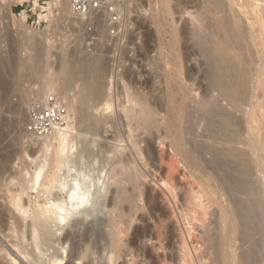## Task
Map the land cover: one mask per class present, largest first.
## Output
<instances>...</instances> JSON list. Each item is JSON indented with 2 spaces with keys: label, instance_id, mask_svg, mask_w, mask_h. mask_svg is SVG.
<instances>
[{
  "label": "bare ground",
  "instance_id": "1",
  "mask_svg": "<svg viewBox=\"0 0 264 264\" xmlns=\"http://www.w3.org/2000/svg\"><path fill=\"white\" fill-rule=\"evenodd\" d=\"M1 8L20 22L29 40L44 33L29 27L25 14L20 18L13 15L5 0H0ZM48 8L49 15L58 9L72 22L90 19L73 17L67 0H51ZM161 11L166 18L179 16V22L173 21V103L170 106L167 100L169 94L162 102L152 101L139 90L130 92L132 89L126 87L132 105L124 107L122 118L127 123L124 141L129 143L130 156L126 153L127 157L119 158L113 168L109 163L110 172L106 164L95 170L96 150L93 152L94 146L86 143L90 131L87 135L80 133L111 114L113 107L104 98L102 116L87 114L89 110L96 112L89 104L104 90L105 63L85 58L66 67L67 83L75 70L82 74L79 99L68 92L61 98V92L54 91L52 76L42 80L41 89L34 94L38 105L46 102L48 94L57 97L64 103L70 123L66 130L46 138L29 135L30 143L43 142L36 159L40 163H36L38 167L26 185L24 181L12 195L10 192L6 203L0 201V208L12 207L19 215L8 209L12 216L8 211L1 213L0 232L14 250L6 248L7 243L5 247L1 244L0 264H68L67 249L61 244L71 235L59 243L53 239L68 226L84 227L83 220L76 218L78 213L94 220L92 229L83 228V243L71 245L74 248L70 257L75 264H264V0H176L175 7L171 0H161ZM7 65L0 68L3 102L14 85L9 78L17 73L18 62L13 60ZM29 72L38 76L40 67L35 64ZM79 104L87 106L88 111L83 110L86 114L79 112ZM80 117L83 122L78 121ZM6 122L0 119V143L10 133H6ZM10 126L18 127L15 122ZM157 141L159 150L154 147ZM127 146L118 152L119 147H115L114 152L121 153ZM3 155L0 175L13 163L10 152ZM181 161L205 176V182H196L182 172ZM149 166L157 174L161 172V177L152 179L156 183L153 192L147 187L150 178L144 170ZM49 168L53 170L47 178L49 187L41 191L47 194V203L32 209L23 202V196L37 191L44 169ZM111 185H116L112 197L108 193ZM54 192L65 193L68 200L51 201L49 196ZM219 198L225 203L220 207L221 232L212 228L211 221L212 207ZM103 206L109 207L107 220L98 214ZM185 224L189 225L186 233ZM172 237L179 242L178 260L169 254L167 240Z\"/></svg>",
  "mask_w": 264,
  "mask_h": 264
},
{
  "label": "rangeland",
  "instance_id": "2",
  "mask_svg": "<svg viewBox=\"0 0 264 264\" xmlns=\"http://www.w3.org/2000/svg\"><path fill=\"white\" fill-rule=\"evenodd\" d=\"M113 1L115 2L120 12L121 18L118 24L115 25L112 24L110 21L111 18L107 13L98 14V16L95 15L87 16L86 17L87 19L90 18L87 20L88 22L86 20L85 21L83 20L84 22L77 21L78 22L77 23L76 21H74L75 22L74 23L66 18L65 12H61L60 10L56 9L54 10V13L50 14L49 18L47 17V19L45 20L46 22L43 23L42 26L37 27L36 25H32L31 23H29L28 26L31 27L32 29L39 28L41 31L44 30L42 36L39 35L38 38L33 41L29 40L27 38L29 36L27 35L25 36V33L22 32L24 30H22V27H19V25H21L20 22L14 20V18L10 14H7L5 9L4 10L3 8L0 9V68L4 66H9L7 64L8 63L10 64V62L11 61L13 62V60H17L18 62L17 73L15 74L14 77L9 78V80H11L14 83V85L10 88L8 96H6L7 99L5 98L6 101L4 102H3V95L0 90V119L5 120V122L7 121L6 123L7 125H9V127L7 128L8 130H6V133L8 131L10 132L7 133L9 134L7 137L5 136L6 139L4 138L2 139L3 143L4 141L6 142L4 144L0 143L3 144L1 145L2 147L0 146L2 148V149L0 148V157L1 154L4 155L6 154L5 156H8L9 152L10 154L13 155V158L11 160V162L13 161V163L12 164L10 163V165H7L6 167L9 170L4 169L6 173L5 171H3L2 174L0 175V177L2 175L4 177V178L1 177L0 179L1 202L6 203V200L8 201L9 198L11 197L9 196V193L11 192L12 195L15 192V190L20 188V186L24 181L25 182L23 184L26 185L27 184L26 181L28 182L30 177L33 176V174L35 173L34 171H36L34 169H36V167H38L37 164L40 163V161L39 160L36 161V159L41 155L40 149L41 146H43L42 145L43 142L40 141L39 144L30 143L29 133L27 131V124H28L29 109L38 105V101H36L34 94L37 93L39 89H41L43 85V81L46 79L47 76H48L47 78L52 76L51 79L53 80L55 79L56 87H54V91L57 93L61 92V94H59L61 98L64 96L63 95L65 94L64 92H68L70 96L79 99L81 97L80 96L82 91L81 87H83L82 74L79 71L75 70L74 73L72 74L73 79L67 83L68 80L66 79L65 76V72H66L65 70H67L66 67L69 68V66H71L77 60L80 59L82 60L85 58L86 60L95 59L105 63L107 71L104 77L105 81L103 80L104 82L101 85V89L104 88L105 91L104 90H102V92L100 91L101 93L98 94V97L97 96H96L97 98L94 97L97 100L92 99V103L90 102L91 104H89L90 106L95 107L96 112L95 110L88 111L87 106L86 107L83 106L84 108H82L80 104L77 105L79 112L83 113V110L85 112L88 111L90 112V114L87 113L88 115L91 116L92 114L93 117H97V118L102 116L100 113L104 102L108 101V103L113 107L110 112L111 114H108L109 116L107 117L109 120L112 119V121L108 120L109 123H106L107 122L106 121L107 118H106L104 119V122L102 121L100 124H97L98 127L95 123H93L90 124V126L87 128L88 130L86 128L85 129L83 128L80 131V133L83 135H87L88 132L90 131V133L87 135L88 140L86 141V143H88L91 146L92 145L94 146L92 147L94 148L93 152L96 150V152H94L96 154L95 155L96 161H94L95 170H98L97 168L101 169V167L105 166L106 164V171L110 172L111 168L116 166V162L117 160H119V158L122 157L125 158L127 154H128L127 156H130L128 150L129 146H127L129 145V143L127 140L124 141V139H126L125 131L127 130V123H126V119L122 118L124 117L122 115L123 114L122 110L124 109V107L128 105H132V101L128 100V95H127L128 93L126 94L127 92L126 87L128 91L132 89V91L130 92H136V90H139V92L137 91L138 93L141 94L143 93L144 95H146V97H148L152 101L157 100L159 102H162V100H164L163 96L169 94V96H167V100L169 99L170 106L172 105L173 103L172 96L174 95L175 91L174 88L171 86L173 83V79L171 77L175 75V67H176L174 60V52H173V41H174L173 23L174 22L176 23L177 21L179 22V20H177L179 16L174 15L173 18H166L163 12L161 11V0H113ZM171 3L172 6L175 7L176 0H171ZM12 13L13 15L19 14L13 11ZM17 16L18 18H20L19 17L20 15ZM95 17L96 18L99 17V18L96 20H92ZM89 20L91 22H89ZM16 22L18 23L16 24ZM35 64L36 66L38 65L40 67V73L38 74V76L37 75L34 76L29 72L30 67H34ZM65 64L68 66H65ZM130 78L132 79V81ZM100 94L104 97H101ZM50 96L52 95L48 94V97ZM111 98L113 101H111ZM9 110H11L10 113ZM85 112L83 114H86ZM9 120H12V122ZM78 121L83 122V119L80 117V119L78 118ZM14 122H15V126L18 127L10 126V123L14 124ZM171 122L174 123V119L172 117H171ZM104 123H106L107 125ZM103 125L106 127H104ZM89 128H91V130ZM143 137H147V136L145 135V136H141L140 138L138 137L139 139L137 140L141 141ZM118 140L119 142H117ZM118 144H120L121 147ZM154 144H155L154 145L155 149H158L159 148L158 141ZM126 146H127V150L124 149L121 153L116 154L118 150L120 151V148L122 150L123 149L122 147H126ZM7 147L10 148L7 149ZM115 147L116 148L119 147L117 149V152L116 151L114 152V150H116ZM141 147L142 148L146 147L145 142L141 143ZM5 149L7 150L4 151ZM167 150L169 152L170 151L172 152L170 148H168ZM32 161L35 162V164ZM137 161H139V159H137ZM140 162L141 161L137 163L141 165L142 163ZM182 162L183 161H181L182 172L190 174L196 182L197 181L205 182L206 179L205 176L203 175L200 176L199 173L195 171V169L189 166H184V162L183 163ZM109 163L111 168L109 167ZM49 169H44L42 173L44 174L43 175L44 178H42L43 176L41 177L38 185V187L39 186L40 187L37 189V191H40V194L43 189L49 187L47 178L49 179V177L52 176L51 174H53L52 173L53 170L50 169L49 171ZM148 169L147 171L144 168V170L149 175L148 179L150 178L149 179L150 183L149 182H148L149 184L147 183L148 185L147 187L149 190L153 192L156 191V189L154 190V186L156 183L152 179L159 178L158 176L161 175V172L159 175L157 174L159 172L154 171L156 170L155 168H150L149 166ZM46 170L48 171L46 172ZM163 174H165V171H163L162 176ZM4 183L5 185L6 183L10 185L9 186L7 185L6 187ZM11 183L13 184L11 185ZM11 186L14 189H12ZM115 186L116 185L114 186L111 185L110 188L111 191L108 192L110 194V197L113 196L112 189ZM212 186L214 187V185ZM7 188L8 190L12 189V191L9 190V192H7ZM37 191L36 190L29 191L28 192L29 195L27 194L28 196H26V194L25 197L23 196L24 198L23 202H25L27 206H31L32 209H35L37 205L44 206L47 203L46 202L48 198L46 197L47 194H44L45 196L43 195V193L40 195L39 192ZM108 193L106 194L108 195ZM51 196H49L51 198V201L68 200V197L65 193L54 192ZM3 199L4 201H2ZM181 202L184 203V200L182 199ZM224 205L225 203L223 202V200L219 198L217 200L216 205H214L211 210L212 228L213 229L218 228L219 232H221V230L223 229L220 218V207H223ZM102 208L100 209L101 212L99 211L98 213L99 216L106 220L109 219L110 218V212L108 210L109 207H107L106 209V206H103ZM6 209L0 208L1 210L0 217H2V214L4 213L3 211H8V210L9 211L12 210V212H14V215L19 216L17 211H15V209H13L12 207L9 208L8 210ZM8 213L6 212V214ZM8 215L11 214L9 213ZM78 217L79 219L81 218V220H83V223H85L83 224L84 227H82V229L79 227L80 230H77L79 229L78 227L75 229V226L74 228L73 226L71 227L68 226L64 229L63 231L64 234L62 233L60 237L56 236L57 238L54 237L53 239L54 241L59 243L64 239L63 238L64 236H67L68 234L71 235L70 236L71 239H66V241H62L61 244L63 245V247H65V250L67 249L66 250L67 260L65 262H67L68 264H75L76 262L74 259H72V257H70L71 256L70 253L74 248L72 247L73 245H77L78 243L80 244L82 241H84L83 238L81 237L82 236L81 234L84 232L83 228L92 229L91 227H93L92 226L94 220L93 218L87 217L83 213L76 214V218ZM188 229H189V225L185 224V226H183V231L186 233V230ZM1 234L2 233L0 232V235ZM3 235L4 234L0 236V248L3 249L6 246L5 243H7L8 245L6 246V248L9 249L12 248L14 250L12 244L10 245V242H8L7 239L6 241ZM1 244L5 246L2 247ZM167 244L169 248L168 249L169 254L172 255L174 259L178 260L179 242L177 241V239L176 238L173 239L172 237V239L167 240ZM56 249H58V246H56Z\"/></svg>",
  "mask_w": 264,
  "mask_h": 264
},
{
  "label": "built area",
  "instance_id": "3",
  "mask_svg": "<svg viewBox=\"0 0 264 264\" xmlns=\"http://www.w3.org/2000/svg\"><path fill=\"white\" fill-rule=\"evenodd\" d=\"M11 5L17 15L25 14L27 23L42 26L49 18V3L51 0H5ZM73 17L86 18L107 13L112 24L120 21V12L113 0H67ZM70 117L64 103L57 97L50 96L46 102L30 109L27 131L29 135L42 139L51 136L59 130H66Z\"/></svg>",
  "mask_w": 264,
  "mask_h": 264
}]
</instances>
